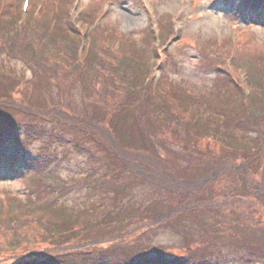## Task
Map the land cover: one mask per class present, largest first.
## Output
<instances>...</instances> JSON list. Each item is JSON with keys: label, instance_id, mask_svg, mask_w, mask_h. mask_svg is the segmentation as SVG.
Instances as JSON below:
<instances>
[{"label": "rangeland", "instance_id": "1", "mask_svg": "<svg viewBox=\"0 0 264 264\" xmlns=\"http://www.w3.org/2000/svg\"><path fill=\"white\" fill-rule=\"evenodd\" d=\"M23 1L17 22L20 16L26 20L33 12L42 15L50 4H58V0H28V11L23 12ZM235 1L69 0L66 18L86 43V47L82 41L77 44L80 64L98 33L115 42L124 36L142 42L149 28L155 44L163 18L168 20L171 32L165 40L160 38L168 59L163 65L165 53L161 57L147 48L152 59L144 61V73L154 82L149 84L152 91L162 90L154 99L164 104L160 116L166 107L178 116L176 127H167L149 107L137 112L134 96L125 94L120 84L113 88L96 80L91 86L87 73L79 79L69 70L36 79L22 61L0 56V148L6 149L0 162V199L24 200V180L39 171L49 185L61 182L55 199L66 207L60 217L42 211V221L59 225L57 234L32 226L34 246L24 249L49 257L99 240L92 248L104 255L103 264L161 254L167 259L186 258L185 264H264V196L256 199L254 187H241L237 172L241 160L246 165L252 161L255 180L264 183L263 153L258 164L248 151L230 156V151L214 149L215 144L208 148L204 120L188 106L181 107L185 93H190L197 96L191 100L204 119L221 120L222 100L217 105L208 102L209 94H216L217 72L204 63L201 49L209 58L218 48L224 56L222 68L228 70L235 52L264 47V28L252 23L242 6L237 13L231 11L235 6L228 4ZM3 7L0 3L2 18ZM94 125L107 128V134L100 135L102 129ZM131 154L156 160L161 174L145 166L143 174L160 180L170 176L169 188L129 168L123 159ZM19 165L24 171L18 174ZM4 227H0V243L7 237Z\"/></svg>", "mask_w": 264, "mask_h": 264}, {"label": "trees", "instance_id": "2", "mask_svg": "<svg viewBox=\"0 0 264 264\" xmlns=\"http://www.w3.org/2000/svg\"><path fill=\"white\" fill-rule=\"evenodd\" d=\"M13 1L16 5L10 0H0V3L4 4L2 12L5 13L3 18V14L0 13V56L3 55L10 60L22 61L31 71L32 77L36 79L54 78V75L60 74L61 71L69 70V73H73L79 79H82V72L87 73L92 81L91 86L95 85L94 81L96 80L102 85L113 88L116 84H120L125 94L131 93L134 96L136 102L134 104H138L137 112L141 110L142 106L149 107L150 113L164 121L167 127H172V125L176 127L178 116L168 112L166 107L165 115L160 116V107L164 104L154 99L161 95L162 90L157 87L152 91L149 87V84L152 85V83L148 80V76L145 77L144 61L147 58L152 59L148 49L158 53L149 28L144 32L142 42L130 40L124 36L116 42L119 44L117 49H114L115 45H113L115 40L109 39L107 36L104 38L101 33H98L86 52L85 62L80 64L76 58V49L77 44L83 40L80 33H77L74 28V32L72 31L73 23L68 22L66 18L69 0H58L56 6L50 4V8L45 10L42 15L34 17V14L31 13L21 25L17 23L20 0ZM259 1L239 0V3L245 6L253 16L252 21L264 28V0H261L262 5L260 6ZM233 5L231 2L228 4L229 7ZM52 24L54 25L53 28L51 27ZM160 29H162V39L171 32L170 24L166 18H163ZM249 46L250 44L243 49ZM226 49L228 53L229 44ZM201 50L199 53L204 63L212 66L215 73L217 72L215 75L217 79L213 84L216 94H209L208 102L217 105L222 100L223 105H218L222 107L219 112L221 120L219 122L204 119L198 113L195 102L191 100H195L197 96H191L190 93H185V101L181 107L187 108L188 106L189 110H192L191 113H195L199 119L204 120L202 121L204 123L203 139L209 142V145L214 146L215 144L218 148L214 149L218 152L230 151L229 155L232 156L231 153L235 151H243L245 154L248 151L254 153L259 164L262 158L260 155L262 153L264 155V47L253 45L245 51L241 49L243 52H235L234 58H231L234 67L233 72L222 68L224 67V56L219 55L221 51L218 48L212 50L209 53V58L205 57L206 59ZM238 69L243 70L247 75V85L250 91L247 97L244 94V88H242V80L235 72ZM218 91H222V94ZM215 118L220 119L218 116ZM94 127L98 126L94 125ZM101 129L98 132L100 135L107 134L105 132L108 131L107 128ZM209 145L208 148L211 147ZM4 153H6V149L0 148V162L3 160L4 156L2 155ZM243 159L250 161L247 157ZM123 161L127 166L131 165L128 166L129 168L137 169L135 172L140 173L139 176L147 180L150 178L154 184L169 188L166 184V178L170 176H165L162 178L164 180H160L155 175L143 174L144 166L161 174L158 169L160 165L156 160L148 159L144 155L131 154ZM239 165L237 172L241 177L240 186L247 188V190L254 187L256 199L263 197L264 183L255 180L257 174L253 168L256 164L251 161L249 165H246L241 160ZM11 168L12 165H10ZM16 169L19 171L18 174L24 171L20 165ZM156 171L154 172L156 173ZM48 180L37 171L24 180L27 191L24 200L12 196L0 199V227L5 225L2 232L5 231L4 233L7 234V237H2L5 242L0 243V264H103L101 262L104 255L96 254V249L92 248L99 245V240L91 241L92 244L84 242L78 249H62L61 253L52 254L49 257L45 256L42 251L24 249L25 245L34 246V236L30 234V227L32 226L38 227L41 231L52 236L57 234L59 225L42 221V211L52 213L57 217L65 215L66 207L60 203L57 204L55 199L57 198L55 192L58 194V190L62 187H60L61 182H52L49 185ZM82 183L83 180H78V184ZM118 236H121V239L124 238L122 235ZM89 246L92 249H85ZM161 256L160 258L155 257L156 259L154 257H141L139 261L135 262L129 259L124 264H185L186 261V258L167 259V256H163V254Z\"/></svg>", "mask_w": 264, "mask_h": 264}]
</instances>
